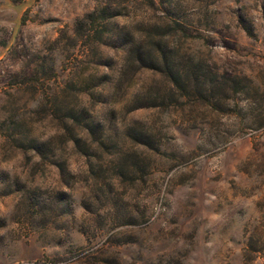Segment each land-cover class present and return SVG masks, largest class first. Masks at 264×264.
Masks as SVG:
<instances>
[{
    "label": "rangeland",
    "instance_id": "obj_1",
    "mask_svg": "<svg viewBox=\"0 0 264 264\" xmlns=\"http://www.w3.org/2000/svg\"><path fill=\"white\" fill-rule=\"evenodd\" d=\"M147 2L0 0V119L50 139L66 170L0 134V180L18 188L2 194L0 183V264H264V0ZM104 3L121 14L108 27L136 33L172 16L184 36L164 38L180 60L240 91L213 104L187 81L180 96L161 73L127 65L122 48L82 46L76 21ZM68 80L90 134L64 131L44 108ZM27 197L53 203L29 210Z\"/></svg>",
    "mask_w": 264,
    "mask_h": 264
},
{
    "label": "trees",
    "instance_id": "obj_2",
    "mask_svg": "<svg viewBox=\"0 0 264 264\" xmlns=\"http://www.w3.org/2000/svg\"><path fill=\"white\" fill-rule=\"evenodd\" d=\"M146 1L149 4L154 2V0ZM120 15L119 10L109 4L96 5L93 10L76 21L74 30L77 39H81L82 46L89 47L90 44L94 45V47L90 48L94 50L95 48L97 49V46L122 48L125 52L127 65H134L138 69H150L161 73L175 87L180 96L185 93L184 85L187 81L192 82L195 95L213 104L217 103L215 98H224L228 91H240L237 82L233 79H227L222 74L214 73L212 75L207 73V70L200 62L189 61L188 63L185 60H180L177 54L178 47L173 44L170 45L164 38L169 31L184 36L183 29L172 16H169L170 23L164 26L157 24L149 27L140 22L139 32L137 31L136 33L128 29L126 25L118 26L114 24L115 27H108L109 21ZM243 29L247 35H252V30L248 25L243 24ZM101 57L98 54L93 64L96 66L105 65ZM73 86L74 82L68 80L64 89H61L58 94L51 90L49 95L52 98L44 108L48 115L57 122V126L64 131L68 132V123H76L90 134L92 132V118L89 116L87 109L81 106L77 111L71 105V102L66 100ZM146 99L149 103H153L150 102V99L153 101L155 98L147 96ZM146 105L151 106L153 104ZM139 107L142 106L135 104L129 109L134 110ZM22 123L16 116L0 119V134L3 133L11 145L25 151H32L40 160L54 165L59 173L65 172L66 170L62 166L64 162L57 160L51 140L24 134L20 129ZM126 137L133 143L142 145L148 150L156 151L157 149V145L143 130L129 128L126 132ZM129 165L133 168L136 162L131 161ZM120 171L122 170H116V173L120 175ZM0 183L3 185L2 194H8L18 189L13 186L10 180H0ZM26 201L25 205L29 210H38L45 204L50 205L53 203L52 200L46 202L43 199L39 200L33 197H27Z\"/></svg>",
    "mask_w": 264,
    "mask_h": 264
}]
</instances>
